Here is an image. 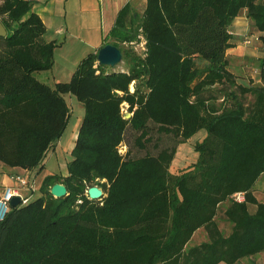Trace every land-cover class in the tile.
Wrapping results in <instances>:
<instances>
[{"label": "trees", "instance_id": "obj_1", "mask_svg": "<svg viewBox=\"0 0 264 264\" xmlns=\"http://www.w3.org/2000/svg\"><path fill=\"white\" fill-rule=\"evenodd\" d=\"M243 12L249 29L239 42L249 34L264 42V0H146L140 15L126 7L105 40L126 68L108 69L91 53L51 87L35 74L52 69L56 43L44 40L32 2L2 1L0 168H43L69 122L65 95L84 114L67 174L46 176L38 198L0 220V264H239L264 251V203L255 197L264 176V58L260 82L248 85L236 83L227 60ZM138 43L143 57L127 48ZM155 128L180 142L206 132L190 169L170 173L175 147L130 156L126 132L143 150ZM56 183L65 197L50 194ZM93 186L100 200L88 198ZM236 193L244 202L232 200ZM221 205L229 233L219 228ZM200 229L206 241L189 246Z\"/></svg>", "mask_w": 264, "mask_h": 264}, {"label": "crops", "instance_id": "obj_2", "mask_svg": "<svg viewBox=\"0 0 264 264\" xmlns=\"http://www.w3.org/2000/svg\"><path fill=\"white\" fill-rule=\"evenodd\" d=\"M28 1L32 2V11L40 17L46 28L43 35L44 40L56 43L53 55L54 63L50 70L53 82L48 84L51 87L58 82H68L78 64L85 57L91 53L97 54L98 50L105 45L109 32L114 27L118 15L124 8L127 7L130 13L142 14L146 6V0ZM248 25L249 22L245 12H243L232 24L231 32L234 35L233 42L236 45L227 54L240 52L243 43L241 44L239 40L247 34ZM107 42L109 41L107 40ZM81 120L78 121L75 129L76 133L72 140L73 147ZM15 169L17 168H0V174L6 173L10 175ZM261 179L257 184L255 197L258 202L264 203V180L261 182ZM255 210V206L249 207L251 213H254ZM223 225L227 227L229 233L230 226L225 220L219 219L220 230H222ZM201 230L196 231L192 239ZM244 260L248 264H264V251L255 256L242 259L240 262L243 263Z\"/></svg>", "mask_w": 264, "mask_h": 264}, {"label": "rangeland", "instance_id": "obj_3", "mask_svg": "<svg viewBox=\"0 0 264 264\" xmlns=\"http://www.w3.org/2000/svg\"><path fill=\"white\" fill-rule=\"evenodd\" d=\"M3 0H0V5ZM140 15V13H138ZM250 43L242 44V49L237 54H228L227 60L229 63L228 70L234 74L237 84L248 85L252 83H259V60L264 58V42L262 40H255L252 37V34H249ZM243 42V40H241ZM131 47L133 51L143 57L144 56V46L142 43H138ZM126 68L125 62H122L113 68H108L111 70H124ZM54 74V73H53ZM36 78L45 83L52 84V73L50 71L39 72L35 74ZM70 80V79H69ZM58 81V80H56ZM133 90V85L130 87ZM68 108L70 110V118L66 130L64 131L62 137L57 141L53 147H51L44 158L43 168H35L33 170H24L17 168L11 174H17L19 177L26 178L29 185H32L31 188L28 186L19 189L20 199L38 198L39 187L43 179L48 175H58L64 176L67 174V163L71 160L70 152L73 148L74 134L76 133L75 129L78 124V121L83 118L84 109L81 103H79L74 96L65 95L64 97ZM124 114H128L126 107H124ZM75 131V132H74ZM153 137L152 141L146 144L145 149H139L135 143L134 139L136 133L131 130H128L124 137V143L127 146V150L130 151V156L132 158L143 157L146 154L157 155L158 152L165 148H176V154L173 159V162L170 167V173L178 175L187 169H190L192 165L196 162L198 153L195 151V145L201 142L205 136L206 132L201 130L194 134L191 138L185 141H181L179 137L173 135L158 134L156 128L152 129ZM72 139V140H71ZM71 146V147H70ZM123 152V151H122ZM263 182L264 178L261 179ZM104 182V181H103ZM13 185L9 181V174H0V193L6 189V187ZM225 205H221L219 209L218 220L223 218L221 217V212L223 211ZM222 231L228 233L227 227L222 226ZM206 236L204 231L198 232L195 237L189 243V246H195L200 243L205 242ZM239 264H248L246 260L243 263Z\"/></svg>", "mask_w": 264, "mask_h": 264}, {"label": "water", "instance_id": "obj_4", "mask_svg": "<svg viewBox=\"0 0 264 264\" xmlns=\"http://www.w3.org/2000/svg\"><path fill=\"white\" fill-rule=\"evenodd\" d=\"M7 30L0 21V37H6ZM122 62V54L118 48L110 44L104 45L97 52V63L108 68H115ZM130 114H125V118H130ZM50 194L54 198H63L67 195V189L63 184L56 183L50 189ZM87 195L90 200H100L104 197L102 189L98 186L88 188ZM20 198L14 197L9 202L10 208H15L19 205Z\"/></svg>", "mask_w": 264, "mask_h": 264}, {"label": "built area", "instance_id": "obj_5", "mask_svg": "<svg viewBox=\"0 0 264 264\" xmlns=\"http://www.w3.org/2000/svg\"><path fill=\"white\" fill-rule=\"evenodd\" d=\"M246 44L250 43V40L245 42ZM126 148L123 146L120 148L121 153H125ZM123 151V152H122ZM9 181L13 185L6 187L4 191L0 193V220H2L6 214L9 212L10 207H9V202L12 198L20 196V191L19 189H22L23 187H26L29 185L28 181L26 178L19 177L17 174H10L9 175ZM32 185H29L31 188ZM31 198H24L20 199L19 205H25ZM232 200L236 203H242L244 202V194L243 193H236L232 195ZM18 205V206H19Z\"/></svg>", "mask_w": 264, "mask_h": 264}, {"label": "bare ground", "instance_id": "obj_6", "mask_svg": "<svg viewBox=\"0 0 264 264\" xmlns=\"http://www.w3.org/2000/svg\"><path fill=\"white\" fill-rule=\"evenodd\" d=\"M75 132V131H74ZM75 136H77V135H75ZM72 140V139H71ZM72 142V141H71Z\"/></svg>", "mask_w": 264, "mask_h": 264}]
</instances>
